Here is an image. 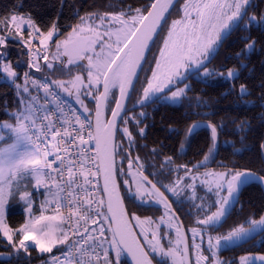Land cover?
<instances>
[{
  "label": "snow or ice",
  "instance_id": "1",
  "mask_svg": "<svg viewBox=\"0 0 264 264\" xmlns=\"http://www.w3.org/2000/svg\"><path fill=\"white\" fill-rule=\"evenodd\" d=\"M173 5L174 0H154L147 9V15H144L141 9H136L137 14L128 19H124L126 15L124 12L110 16L105 14L98 17L99 22L96 24L93 21L97 20V14H89L80 18V23L69 33L66 41L57 43L54 59L59 60L61 56L67 57V63L60 61L64 68L75 64L78 60H87V83L81 75H76L70 81H51L56 88L69 95H75L77 103L81 104L83 111L87 114L84 119H81L75 109H72L71 117H67L59 94L52 90L48 83L33 80L31 83L43 90L45 97L49 99L43 104L39 103V96H32L27 103L22 99V107L15 113L16 124L0 125V133L5 130L8 132L7 137L0 135V143H3L6 138L12 140V143L0 147V233L17 252L20 250L29 252L28 242H31L41 253H52L58 246L66 248L61 256L52 258L51 264H93V261L99 264L101 259L103 264H113L111 258L113 252L116 257L115 264H120V257L124 252L131 256L134 264H153V256L160 258L158 264H167L168 261L171 264H190L187 244H184L183 248L180 247L184 240L180 228L176 229L177 240L174 245L170 240L169 244L173 246L169 247L162 244L158 230H153L149 239L148 229L142 228L141 234L144 235L145 243L150 251L141 246L125 218L112 162V154L115 148L119 147L111 143L117 127V118L121 116L122 111L126 110L125 101L130 98L131 92L135 89L134 77L144 57V51L152 40L153 34L161 26V22L165 21V14ZM250 6L251 0H195L194 3L193 0H185L184 16L172 22L168 35L163 41V47L160 49V56L156 59V68L152 71V77L148 79L147 86L143 88V95L137 104L146 106L147 103L154 101L176 103L191 87L185 84L184 87H177L175 91H172V87L178 82L183 83L190 76L200 75L203 80L212 75V70L207 68L206 62L227 39L231 31L240 27V21L245 20ZM106 17H108L109 27L101 32L100 28L105 24ZM11 21H19L14 24L17 35H21L25 24L34 27L30 17L25 19L13 15ZM113 22L121 27L113 29L111 27ZM0 23L3 22L0 21ZM253 24H264V15H261L259 19L255 15L248 16L244 28L249 29ZM7 26L6 24L5 27ZM34 30L40 33V42L45 45L58 31L55 23L46 35L40 32L38 27H34ZM31 36L32 32H29V37ZM5 43L6 39L0 37V45ZM97 47L99 51H96ZM254 50L255 40H252L245 45L242 52L237 53V57L250 54ZM44 59L47 61V56ZM29 67H36L37 71H41L39 65H33L31 62ZM47 67L54 69L51 62L47 64ZM200 68L204 69L202 74L199 72ZM0 72L5 73L6 77L13 82L18 75L11 64L3 63L2 60H0ZM225 78L235 79L237 73L229 69ZM25 79L26 81L29 79L28 73H25ZM101 83L103 91L99 95H94L91 89L96 88V91H99L97 86ZM19 87L17 85V88ZM117 87L120 96L115 100L112 119L105 122L103 118L105 102L112 95V90ZM82 89H88L83 94L91 95L96 100L95 134L91 130V113L81 100ZM165 90L171 92V95H163ZM28 91L25 87L24 92ZM240 92L241 95L248 94L244 85L240 86ZM157 93L162 95L157 96ZM49 103L52 104L51 108ZM56 113L60 115L57 116ZM140 115L143 116L145 113L142 112ZM124 123L127 125L128 120ZM205 126L210 128L215 146L217 127L211 123ZM200 127L198 123L193 124L187 130V136L193 135ZM86 128L88 139H85L82 134ZM122 131L131 145L132 135L128 127L125 126ZM144 131L140 129L141 136L144 135ZM49 135L50 141L47 140ZM93 140L96 155L88 156L82 146ZM261 147L264 148V144ZM61 152L70 155L62 156ZM53 155L55 159L49 160V157ZM210 159H214V148L209 149L204 161L198 166H204ZM57 162L58 166L54 167ZM170 162L171 158H168L166 163ZM136 163L140 171L133 173L132 161L129 160V175L133 176L131 182L125 180V184L129 185V195L141 204L151 203L152 201L146 198L155 197L157 203L164 204L165 214L168 215L171 212V205L167 203L157 185L143 176V164L140 163L139 157L136 158ZM89 165L94 166L96 170L92 171ZM182 167H185L186 174L193 171L186 166ZM99 175H102L104 180L103 192L107 196V213L102 210L105 201L95 200L93 193L86 187L91 183L90 177ZM205 175L214 177V187L209 184L208 192L214 194L217 199L208 205L204 203L196 205L197 210L205 214L202 219L197 220V224L201 227L191 229L194 237L198 235L203 237L206 231L221 226L223 220L230 214L231 208L238 202L239 192L245 185L264 181V177H258L247 170L234 173L208 172ZM29 176L35 180L37 189H45V200L41 204L40 214L35 216L32 213L31 194L28 191L20 192V200L26 204L25 211L28 213V219L14 230L5 222V208L9 199L19 191L20 182ZM80 177H83V183L79 182ZM179 183L178 180L177 186H166L167 190L173 195H178ZM133 185H135L134 191ZM212 207H215L216 211L210 212ZM49 208L53 214L46 215L45 210ZM64 209H67V214ZM98 218H102L109 225H115L114 228L108 229L112 233L111 241L100 240V236L105 235V229ZM133 219L137 221L138 226L152 223L150 218L142 221L139 217L133 216ZM247 223H249L248 228L243 225L238 226L225 236L209 235L208 251L212 253L211 257L205 256L201 245L193 242L196 264H207L210 259L214 261V264H220L215 259L219 248L244 242L253 235L264 232V216ZM88 224L99 225V235H93L92 233L96 230L90 231ZM65 225L68 227L65 228ZM82 227L83 231H81ZM70 232L72 237H80V239L70 237ZM15 236H19V239L15 240ZM105 243H109L110 248L105 247ZM256 259L264 262V256ZM249 262V257H241L240 264H249Z\"/></svg>",
  "mask_w": 264,
  "mask_h": 264
},
{
  "label": "trees",
  "instance_id": "2",
  "mask_svg": "<svg viewBox=\"0 0 264 264\" xmlns=\"http://www.w3.org/2000/svg\"><path fill=\"white\" fill-rule=\"evenodd\" d=\"M182 1L179 0L169 12L160 33L151 46L132 95L137 97L141 92L139 90L145 86L147 79L145 80L144 77L148 75V71L154 63V55L162 34L169 20L177 16L178 7ZM149 5V0H0V21L10 14H28L42 33H47L55 23L59 33L53 43L57 47V43L62 42L83 15L97 14L98 18L100 15L109 14L110 16L124 12L126 13L124 18H126L128 15L135 13L136 9H141L145 13ZM253 15L257 19L264 15L263 3L251 4L247 10L245 20L240 21V27L232 30L227 39L220 44L214 56L206 64V66L209 65L208 69L212 70V75L203 80H193L189 84L191 86L190 90L186 92L178 104L172 105L170 102H166L156 110L151 111L152 124L146 133L145 142L148 140L154 145L156 141H159L161 149L169 150V148H173V150H176L178 142L184 140L186 127H183L181 131L177 129L175 132V130H170V126H179L178 124L185 121V115L189 114L192 117L191 120L200 119L204 120L206 124L215 125L217 127V138L214 146L211 130L206 126L190 136L186 140L189 142L186 157L192 159V163H187V165H193L195 161L201 159L202 154L207 155L209 149L214 148V159L208 160L209 172L234 173L249 170L264 177V148L262 150L261 147L264 143V24H253L249 29H245L244 23L247 17ZM106 22L104 25H108ZM0 35L6 39V43L0 45V60L10 62L18 74L15 82H10L0 72V121H3L10 118V109L19 107L20 100L25 98L30 100L31 98L29 93L18 91L16 85L22 84L25 87L21 81L20 73L25 60L23 41L33 38L34 34L29 37V32L26 31L19 36L9 30L6 31L0 28ZM252 40H255V50L250 54L237 57V53L242 52L245 45ZM241 65L244 66L241 67ZM40 68L41 71L37 72L51 84L53 80L44 72V65L40 64ZM229 69L236 71L237 78H225ZM241 85L245 86L247 95H241ZM141 86L143 87L141 88ZM134 130L139 133H133L136 137L141 136L136 127ZM118 170H120V166ZM118 179L120 180V175ZM211 180L213 183H208V186L212 184L214 187V180ZM190 181H193V176ZM167 184L171 185V182ZM187 184L189 185V183ZM196 188V185L192 184L191 191H193L191 195L188 194L189 196L184 199L185 204L189 206L188 211H180L177 207L173 208L172 202L168 199L185 229L190 228V233H186L188 240L191 239V229L200 227L197 220L202 219L205 214L196 208V205L201 204L200 197L194 193ZM186 190L189 192V187ZM22 191H24V187H19L16 195L9 200L6 222L12 229L19 228L25 221L24 202L20 200V192ZM122 196L124 197V194ZM216 199L217 197L214 194L208 192L207 205L213 203ZM124 203L130 216L131 212L135 210V203L137 202L135 200L128 201L125 198ZM158 209L160 214L154 216L159 215L161 217L163 215L164 221L169 216L175 218L173 213L165 214L164 204ZM214 211H216V208L212 207L210 212ZM262 216H264V190L259 184L251 183L244 187L236 206L227 219L223 221L221 226L209 230V232L213 234V232L217 233L219 231L220 235L218 236H223L241 225L248 228V221L259 220ZM158 218L156 217L154 223H151L153 228L148 227V229L156 228L158 232L164 231L167 243L170 240L173 242L176 232L167 230L164 223H161L162 218L160 221H158ZM145 228L147 229V227ZM166 233L168 234L166 235ZM159 236L161 237V234ZM14 239L18 240L19 236H15ZM162 239L165 240V238ZM192 244L193 242H191ZM169 246L167 244L165 247ZM237 247V254L234 255L235 259L230 261V255L228 257L224 256V258L226 257L225 264H238V258L243 254H264V232L249 241L242 242ZM224 251L219 254L220 258L223 257ZM22 252L23 250L13 251L7 239L0 233V264H34L45 257V254L38 255L35 248H29L27 253ZM225 253H229V250H226ZM111 258L113 264H115L116 259L113 253H111ZM222 261L224 263L223 259ZM154 263L156 264V261ZM120 264H128L122 255ZM167 264H171V262L168 261Z\"/></svg>",
  "mask_w": 264,
  "mask_h": 264
},
{
  "label": "flooded vegetation",
  "instance_id": "3",
  "mask_svg": "<svg viewBox=\"0 0 264 264\" xmlns=\"http://www.w3.org/2000/svg\"><path fill=\"white\" fill-rule=\"evenodd\" d=\"M260 3L264 4V0H251V4H260ZM106 19H108V17H106ZM94 22H97V21L95 20ZM53 45H54V43L52 44V47H50V49L47 52L48 53L47 54L48 59L44 65V69H43L44 72L52 80H58V81H70L76 75H81L84 82L87 83V79H88L87 70H86L87 60H78V61H76L75 64L69 65L67 68H64L63 64H61L60 61L62 60V61H64V63H67L68 58L64 59L61 56L59 60L54 59V56L57 52V50H56L57 47H56V45H54V46ZM99 50L100 49L97 47L96 51H99ZM49 62L53 63L54 69H49L47 67V64ZM186 75H188V73ZM144 79L145 80L147 79V75H145ZM197 79H201V76H190L189 79L184 80L183 83L187 82L188 84H190V83H192L193 80H197ZM97 87L99 88V91H96V88L91 89V91L94 93V95H98L102 91V83H101V85H98ZM142 87L143 86H141V88ZM173 88H174V86L172 87V90H173ZM115 90H116V88H114L112 90V95H110L109 100L106 102L107 115H109L111 108H112L114 101H115V95H116ZM73 91H75V90H73ZM81 91H82L81 100L83 101V104L88 107V109L92 115V113L94 112V109H95L96 100L91 95H84L83 94V92L88 91V89H82ZM140 91H142V89ZM64 93H65L64 95H66L74 103V105L76 107L80 108L83 111L81 104L77 103L75 95H69L66 92H64ZM167 93H169V91L164 93L163 95H166ZM138 96L136 97V95H132V97H130L129 102L127 104L128 109L137 105V101L142 97V95H141V97H138ZM179 101L176 103L170 102V104H172V105L178 104ZM165 103L166 102L154 101V102H151L150 104H147L146 106H142L140 108L129 109L125 112V114L121 118L119 125H118V129H117V133H116V142H115V145L119 146V147L115 148L116 165H117L116 166L117 178L120 175V180L118 179V182H119V185L121 188V192L124 194V197H123L124 202H125V198L128 201L129 200L134 201L135 199L129 195V185L125 184V180H127L129 182H131L133 180V176L129 175V171H130L129 160L132 161L131 171L133 173L140 171L139 165L136 163V158L139 157L140 163L143 164V176H146L148 179H150L152 182H154L159 187V189L163 192V194L166 196V198L168 197L167 199H170V201L172 202L173 208L177 207V208H179L180 211H182V210L188 211L189 206L185 204L184 199H186L187 196L191 195L193 190L191 191V187H189V192L186 190V189H188L187 183H189V185H192V184L196 185L197 188L194 191V193L197 194L196 196L200 197L201 203H204L205 205H207V203H208L207 202V195H208L209 176H206L205 173L209 172V166H208L209 162L208 161L205 162L204 166H198V165H200V163L202 161H204V157L206 156V154L205 155L202 154V156L200 157L201 159L199 161H195V163L193 165H187V163H192V159H190L189 157H186V153H187V149H188V143H189L186 141L189 138L187 136V130L193 124L200 123V122L205 123V121L200 120V119L199 120H197V119L191 120L192 117L189 116V114H188V115H185L186 116L185 121L181 122V124H178L179 126H177V125L176 126H174V125L170 126V130H175V132L177 129L179 131H181L183 129V127L184 128L186 127V135L184 137V140L181 142L180 141L178 142L176 150H173V148H169V150L161 149V143L159 141H156V143L154 145H152L150 142H148V140H146V142H145L146 133L148 132L149 127L152 124L151 111L156 110L161 104H165ZM151 108H153V109H151ZM142 112L145 113V115L141 116L140 114ZM132 117H135V119H132ZM125 120H128L127 125H125V123H124ZM137 121H139L138 124H137ZM158 122H160V120H158ZM153 123H154V121H153ZM125 126L128 127V130L132 135V144L131 145L129 143V139L125 136V134L122 131V129ZM135 127L138 131H140V129H144L145 130L144 135L136 137L133 134L136 132L134 130ZM202 128H203V126L201 128H199L198 130H200ZM137 134H139V133H137ZM165 153H167V154H165ZM168 158H171L170 163H166ZM119 166H120V170H118ZM182 166H186L187 168L192 169L193 171L191 173L186 174L185 167H182ZM192 176L195 177V179H193V181L191 182L190 178ZM178 180L180 181V183H179L180 185L178 186V188L180 189V192L178 195H173L172 192L167 190L166 186L170 185V184H167L168 182L169 183L171 182L173 185L172 181H175L177 183ZM147 187H149V186L147 185ZM134 190H135V185H133V191ZM146 199H149L152 202L141 204L139 201L135 200L137 202V203H135L136 207H135V210H133L131 212L130 218H131V221L134 225V228H135V230L138 234V237L140 238L142 244L144 245L146 250L150 251V249L148 248V245L145 243V237H144V235L141 234V232H142V228H145V227H147V229H148V227L153 228L152 224H150V225L144 224L145 227L143 225L138 226L137 221L133 219V216L139 217L140 220H142V221L147 219V218H150L151 221L154 223L156 217L159 216V215L158 216H154V215L160 214V210L158 209L159 207L161 208L160 203L156 202L155 197H148ZM151 204H153V205L150 206ZM172 206H171V209H173ZM155 207H157V208H155ZM170 214H172V212H170ZM177 227H178V225H177ZM187 229H188V231H187ZM185 231H186V233L187 232L190 233V228L187 227L185 229ZM213 233H215V232H213ZM218 233H219V231L216 234L220 235V233L219 234ZM166 234H168V233H166ZM148 235H149V232H148ZM225 235H227V234H225ZM225 235H223V236H225ZM190 237H191V235H190ZM162 238H165V240ZM161 240H162L161 242L163 245L166 246L168 244L166 242V237H161ZM189 241H190V245H191L192 240L190 239V240H188V242ZM213 243H215V241ZM241 243L242 242H237L234 245H231L227 248H219L217 250V253H219V254L223 253L224 250L225 251L229 250V253H225V251H224V255L222 257V259L224 260V263L222 261L221 264L226 263L225 258L228 257L229 255H230V261L235 259L234 255L237 254V249H238L237 246ZM190 255H191V261L193 264L191 248H190ZM225 255H226V257L224 258ZM243 255H241V256H243ZM241 256L238 259H240ZM152 258L154 259V261H156V264L160 259L159 257H155V256H153ZM249 258H251V256H249ZM250 262L253 264H257L256 261H250ZM260 264H261V262H260Z\"/></svg>",
  "mask_w": 264,
  "mask_h": 264
},
{
  "label": "rangeland",
  "instance_id": "4",
  "mask_svg": "<svg viewBox=\"0 0 264 264\" xmlns=\"http://www.w3.org/2000/svg\"><path fill=\"white\" fill-rule=\"evenodd\" d=\"M194 2H195V0H193V3H194ZM184 4H185V0H183V1L180 3V5H179V7H178V14H177V16H175L174 18H172V19L169 20V22H168V24H167V26H166V28H165L163 34H162V37H161V39H160V42H159V45H158L157 51L155 52V55H154V63H153V65H152L151 69L148 71L147 80H146V82H145V86H144V87L147 86V81H148L149 78L152 77V71L156 68V59L159 58V56H160V49L163 47V41H164V39H165V38L167 37V35H168V31H169V28H170L171 25H172V22H173L174 20L182 19V17L184 16V11H183ZM136 14H137V13H136V11H135V13L128 15V17H126V18H124V19H128L129 17H131V16H135ZM13 15H15V16H17V17H24L25 19L29 18L30 15H28V14H10V15L5 16V17L2 18L1 21H2L3 23H0V28H2L3 30H6V31L9 30V31H11L13 34L17 35V34H16L17 29H16V27L14 26V24L19 23V21H16V22L11 21V17H12ZM82 17H86V15H83ZM30 18H31V17H30ZM31 19H32V18H31ZM32 20H33V19H32ZM96 21H97V22H94V21H93V23L96 24V23L99 22L98 19H97ZM33 22H34V21H33ZM79 23H80V20L76 23V25L79 24ZM113 23H114V24L111 25V27H112L113 29L118 28V27H121V25H119V24H117V23H115V22H113ZM6 24L8 25L7 27H5ZM76 25H74L73 28H74ZM34 27H36L35 23H34ZM34 27H29L28 25L25 24V25L23 26V31H22L21 35H23L26 31H28V32H32V34L38 33V32H35ZM107 27H109V25H103V27L100 28V31L103 32L104 29L107 28ZM73 28H72V30H73ZM71 32H72V31H71ZM58 33H59V32L57 31V32L54 34V36L52 37V39H50V40L47 41V44H46V45H45V44H41V42H40L41 40H40V41H39V45H40V47L43 48V49L47 52V51L50 49V46L52 45L54 39L57 37ZM46 34H47V33H46ZM46 34H45V35H46ZM19 36H20V35H19ZM105 38L107 39V37H105ZM113 39H114V38H113ZM2 61H3V63H9V64H11L10 62H8V61H6V60H2ZM11 66H12V64H11ZM208 67H209V65H207V68H208ZM12 68H13V70L16 72V69H15L13 66H12ZM232 70H234V69H232ZM181 71H183V69H182ZM203 71H204V69H201L199 72L202 74ZM234 71H235V70H234ZM235 72H236V71H235ZM1 74L4 76V78H6L7 80H9L10 82H13L11 79H8V78L6 77V74H5V73L1 72ZM186 74H187V73H186ZM196 76H200V75H196ZM15 79H16V78H15ZM185 84H188V83H187V82H184V83H177V84L174 86V88H173L172 91H175L177 87H184ZM17 85H19L20 87L17 88ZM17 85H16V89H17L18 91H20V92L23 91V93H26V92H24V88H25V87H24L22 84H17ZM144 87H143V88H144ZM143 88H142V91L139 93V97H141V95H143ZM139 91H140V90H139ZM166 95H167V96H170V95H171V92L167 93ZM23 100L25 101V103H27L28 101L31 100V98H30V100H28V98H25V99H23ZM20 107H22V106H21V100H20V102H19V107H18V108H14V109H10V110H9L10 118L7 119V120L0 121V125L5 124V123H7V124H11V125H15V124H16L15 113L17 112V110H18ZM0 135H3V136H5V137H7V136H8V132H7V130H5L3 133H0ZM10 143H12V140L6 138V139L3 141V143H0V147H4V146H6L7 144H10ZM29 177H30V176H29ZM211 179L214 180V177H209V183H213V182H211V181H212ZM172 182H173V185H172V183H171L172 186H177V183H176L175 181H172ZM179 185H180V184H179ZM179 185H178V186H179ZM160 204L162 205V203H160ZM52 207H54V206H52ZM25 208H26V204L24 203V212H25V214H26V217L28 218V213L25 211ZM162 216H163V215H162ZM162 216H161V217L158 216V217H159V218H158V221H160V219L162 218ZM164 217H166V216L164 215ZM100 221H101V223L103 224L104 229L108 227L109 224H108L107 222L103 221L102 218H100ZM161 223H164V225H165V227H166L167 230H174V231L176 232V229L178 228L175 219H173V218L170 217V216H169L168 218H165V221H164L163 218H162ZM200 227H201V226H200ZM14 230H15V229H14ZM153 230H156V228H154V229H152V230L148 229V232H149L148 237H149V239L151 238V234H152V231H153ZM160 234H161V237H165V235H164V234H165L164 231L158 232V235H160ZM209 235H211L212 237H218V235H217L216 233L211 234V232H209V231H206V232L204 233L203 237H201V236H199V235L194 237V236H193V233H192V231H191V240H192V242H195L196 244L201 245V250L203 251V254H204L205 256L211 257V256H212V253L208 251V238H209ZM102 240H103V241H111L112 239H111L110 236H108V238H103ZM176 240H177V232H176V234L174 235L173 245H174V243H175ZM214 241H215V240H213V242H214ZM166 242H168V241H166ZM28 243H29V242H28ZM168 244H169V243H168ZM169 245H170V244H169ZM173 245H170V246H173ZM104 246L110 248V244H109V243H105ZM59 247H61V246H58L57 248H59ZM180 247H182V243H181ZM57 248H54L53 250H55V249H57ZM12 249H13V248H12ZM14 251H16V250H14ZM37 251H38V250H37ZM191 251H192L193 264H196L195 250L193 249V244L191 245ZM22 253H25V252L23 251ZM38 254H39V255H43V254H48V253H41V252L38 251ZM101 256H102V255H101ZM113 256H114V258L116 259V257H115V253H114V252H113ZM249 256H251L250 261H256L257 264H260L261 261L258 260V259H256V258H257V257H260V256H264V254H244V255L241 256V257H249ZM215 259H216L217 261H219L220 264H221V262H222V258H220V255H219V253H217V251H216V258H215ZM240 261H241V258L239 259V263H238V264H240ZM93 264H96V262L93 261ZM99 264H103V260H102V259H101V261L99 262ZM207 264H214V261H213L212 259H210V260L207 262ZM249 264H253V263L249 262ZM261 264H264V262H261Z\"/></svg>",
  "mask_w": 264,
  "mask_h": 264
},
{
  "label": "built area",
  "instance_id": "5",
  "mask_svg": "<svg viewBox=\"0 0 264 264\" xmlns=\"http://www.w3.org/2000/svg\"><path fill=\"white\" fill-rule=\"evenodd\" d=\"M41 39V35L39 33H35L34 37L29 39L28 41L24 42V46H25V60H24V64L22 65V69L20 71L21 73V81L23 82V84L25 85V87L28 88V93L30 95V97L32 96H39L40 100L39 103L43 104L45 102V100L49 99L47 97H45V94L43 92V90L35 87L31 81L35 80L37 82H46L50 85V87L52 88V90L56 91L59 94L60 97V102L63 104L64 106V112L65 115L67 117H71V113H72V109H75L77 114L80 115L81 119H84L86 114L81 111L80 109L76 108L75 105L69 100L67 99L65 96H63L62 94H60L57 89L50 84L44 77H42L36 70V67H29V63L31 62L33 65H39L40 66V58L43 54V50L39 47L38 45V41ZM25 73H28V77L29 79L26 81L25 79ZM49 107H52V104L49 103ZM57 116H59V113H56ZM91 121V120H90ZM39 123V121L37 122ZM59 126V124H58ZM92 126V125H91ZM91 130L93 132V129L91 127ZM88 129L86 128L85 131L82 133L85 137V139H88ZM47 140L50 141L51 140V136L49 135L47 137ZM85 153H87L88 156H95L96 155V151H95V145H94V140L90 141L88 144L83 145L82 146ZM76 149H74L75 151ZM60 155L62 156H68L70 155L69 153H65V152H61ZM55 159V156H50L49 160H53ZM58 166V162L56 165H54V167ZM89 167H91L92 171H95V167L92 165H89ZM91 183L89 185H87L86 187H88L89 191L93 193L95 200L99 201L101 199H103L102 196V191H101V184H100V178L99 176L97 177H90ZM79 182L83 183V177L79 178ZM104 211V208L102 209ZM65 214H67V209H64ZM105 212V211H104ZM100 220V218H98ZM101 223V221H100ZM103 225V224H102ZM68 225H65V228H67ZM87 227L89 228V230H93L95 229L96 231L93 232V235H99V225L97 224H88ZM110 228V226L108 225L107 228H105V235L104 236H100V240H102L103 238H108L109 236V231L108 229ZM81 231H83V227L81 228ZM70 237H72L71 232L69 233ZM73 239L79 240L80 237H72ZM63 251H66V248L64 246H61L58 250H54L52 253L49 254V256L46 259V263L47 264H51V260L53 257L56 256H61V253ZM101 255H102V251H101Z\"/></svg>",
  "mask_w": 264,
  "mask_h": 264
},
{
  "label": "water",
  "instance_id": "6",
  "mask_svg": "<svg viewBox=\"0 0 264 264\" xmlns=\"http://www.w3.org/2000/svg\"><path fill=\"white\" fill-rule=\"evenodd\" d=\"M178 1H179V0H174V5L170 7L169 12L173 9V7L177 4ZM153 2H154V0H150V5H151ZM150 5H149L148 9L150 8ZM169 12L165 14L166 18H167V16H168ZM144 15H147V11L144 13ZM165 20H166V19H165ZM164 22H165V21H162V22H161V26L158 27L157 32L153 34V38H152V40L149 41V43H148V47H147V48L145 49V51H144V57L141 59L140 65L137 67L136 76L134 77V84H135V86H136L137 80H138V78H139L140 72H141V70H142V67H143V65H144V63H145V60H146V58H147V55H148V53H149V51H150V49H151V46H152V44L154 43L155 39L157 38L158 34L160 33V30H161V28H162ZM71 31H72V30H71ZM71 31H70L69 33H71ZM68 37H69V34H68V35L62 40V42L66 41V40L68 39ZM62 42H61V43H62ZM215 53H216V52H215ZM215 53H214V54H215ZM214 54L211 56V58L214 56ZM62 57H63L64 59L67 58V57H64V56H62ZM211 58H210V59H211ZM209 61H210V60H209ZM209 61H207L206 64H207ZM200 69H201V68H200ZM200 69H199V70H200ZM190 71H191V70H190ZM57 89H58L62 94H65V93H64L62 90H60L59 88H57ZM102 91H103V87H102ZM102 91H101V92H102ZM115 91H116V93H115V94H116V95H115V100H116V98H119V96H120L119 88L117 87ZM132 92H133V91H132ZM132 92H131V95H132ZM166 92H168V91L165 90V93H166ZM163 94H164V93H163ZM98 95H99V94H98ZM131 95H130V97H131ZM156 95H157V96H160V95H162V94L157 93ZM129 99H130V98H129ZM129 99H127V100L125 101V104H126V110H125V111H122L121 116L117 118V127H116V129L114 130V133H113V136H112V141H111V143H112L113 145H115V142H116V133H117V129H118L119 122H120L121 118L123 117V115L125 114V112H126L127 110H129V109H132V108H140V107H142V106H140V105L137 104L136 106H134V107L128 109V108H127V104H128V102H129ZM150 103H151V102H149V103H147V104H150ZM147 104H146V105H147ZM114 107H115V101H114V104H113V106H112V108H111V111H110L109 115H107V111H106V102H105V106H104V108H103V118H104L105 122H106L107 120L112 119V109H113ZM95 112H96V102H95V109H94V112L92 113V116H91L92 127H93V134H95V121H96ZM195 124H196V123H195ZM198 124H200L201 127L207 125L206 123H201V122L198 123ZM201 127H200V128H201ZM94 144H95V141H94ZM263 144H264V143H263ZM95 147H96V146H95ZM262 150H263V148H262ZM112 162H113V174H114V176L116 177V186H117V189L119 190L120 197H121V200H122V202H123V209H124V213H125V218H126V220L128 221L129 226L131 227V231L135 234V238L140 242L141 246L144 247V245L142 244L140 238L138 237V234H137V232H136V230H135V228H134V225H133V223H132V221H131V218H130V216H129V214H128V211H127L126 206H125V203H124V199H123V196H122V193H121L120 185H119L118 178H117V174H116V156H115V151H114L113 154H112ZM247 171H249V170H247ZM249 172L255 174V175L258 176V177H263V176H260V175H258V174H256V173L252 172V171H249ZM99 178H100V184H101V191H102V195H103V200L105 201L104 208H105V212L107 213V206H106V205H107V196H106V195L104 194V192H103V188H104V180H103V176H102V175H99ZM148 180H150V179H148ZM150 181H151V180H150ZM151 182H152V181H151ZM152 183H153V182H152ZM252 183H257V184H259V185L262 187V189L264 190V181H257V182H252ZM250 184H251V183L245 185L244 187H246V186H248V185H250ZM148 186L151 187V185H148ZM244 187L240 190V192H239V196H240L242 190L244 189ZM157 188H158V187H157ZM158 189H159V188H158ZM159 191H160L161 193H163L160 189H159ZM163 195H164V194H163ZM164 197H165V199L167 200V203L170 204V203L168 202V199L166 198L165 195H164ZM236 204H237V203H236ZM236 204H235V206H236ZM235 206H234V207H235ZM234 207L231 208L230 213H231V211L234 209ZM171 212H172L173 215L175 216L176 223H177L178 227L180 228V230H181V232H182V234H183V237H184V240H183V242H182V248H183L184 244H187L188 249H189V257H188V259H189L190 264H192V261H191V255H190V246H189L188 237H187V234H186L185 228H184V226H183V224H182L180 218H179L178 215L174 212L173 209H171ZM229 215H230V214H229ZM229 215H227V217H228ZM227 217H226V219H227ZM109 219H111L110 215H109ZM226 219H224V220H226ZM224 220H223V221H224ZM110 227L114 228L115 225H110ZM260 233H262V232H260ZM260 233H259V234H260ZM259 234H255V235H253L251 238L247 239L246 241H249V240L253 239L254 237H256V236L259 235ZM246 241H244V242H246ZM144 248H145V247H144ZM145 250H146V249H145ZM122 256H123V258L127 261L128 264H134V262L132 261L131 256L128 255L127 252H124V253L122 254ZM153 264H155L154 261H153Z\"/></svg>",
  "mask_w": 264,
  "mask_h": 264
},
{
  "label": "crops",
  "instance_id": "7",
  "mask_svg": "<svg viewBox=\"0 0 264 264\" xmlns=\"http://www.w3.org/2000/svg\"><path fill=\"white\" fill-rule=\"evenodd\" d=\"M0 37H3V36L0 35ZM19 187H24V191H28L31 194L32 213H33V215L38 216L40 214V212H41V204L45 200V190L42 191L41 188L37 189L35 187V180H33L31 177H27L26 179L21 181ZM33 191H34V193H33ZM8 205H9V202L6 205V208H5V217H4L5 218V222H6V215H7ZM45 214L46 215H51L53 213H49V211H47V209H46L45 210ZM24 215H25V221H24V223H25L28 218L26 217L25 212H24ZM35 250H36V252L38 254V251H37L36 248H35ZM34 264H40V263H34Z\"/></svg>",
  "mask_w": 264,
  "mask_h": 264
}]
</instances>
